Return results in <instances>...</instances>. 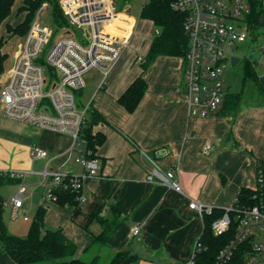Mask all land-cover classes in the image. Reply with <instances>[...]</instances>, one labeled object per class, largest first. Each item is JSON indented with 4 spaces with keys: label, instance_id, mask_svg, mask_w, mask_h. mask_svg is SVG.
<instances>
[{
    "label": "crops",
    "instance_id": "crops-1",
    "mask_svg": "<svg viewBox=\"0 0 264 264\" xmlns=\"http://www.w3.org/2000/svg\"><path fill=\"white\" fill-rule=\"evenodd\" d=\"M130 9L128 2L123 4L119 9L122 16L116 26H109L119 36L132 30L128 48L107 75L103 76L98 70L103 83L90 98L80 101L90 104L104 118L92 127V132L103 135L104 140L95 152L99 175L83 178L85 199L74 205L53 201L47 195V182L41 179L40 172L47 161L54 167L65 160L54 156L69 146V136L5 115L0 117V178L3 180L0 195L3 207L5 203L10 204L12 216L10 198L13 195L5 198L3 194L6 182L12 181L18 186V181L1 173L25 171L26 190L16 216H21L23 223L13 227V231L9 226L11 233L25 236L24 231L28 232L31 223L28 222L27 207L32 208L33 218L40 206L45 209L44 228H60L76 246L73 256L86 259L92 256L89 248L101 230L96 214L108 219L117 217L118 222L106 240L108 247L119 250L129 246L137 256L130 264H175L188 255L203 229L202 216L189 208V202L195 200L206 206L225 208L233 203L242 187H251L255 162L264 159L259 154L264 132L253 141L248 138L245 148H234L233 145L241 143L244 137L240 112L237 115L191 116L182 97L183 57L159 55L143 69L138 58L143 59L147 54L153 35L147 37L143 33L140 41H133L139 21ZM140 19L154 25L149 19ZM139 75L146 80V91L135 110L128 112L117 98ZM263 108L264 104L258 111ZM230 117L235 118L230 122ZM207 142L212 149L209 154H204L202 147ZM33 146L45 149L47 156L32 158L30 150ZM141 150L155 154L164 168L174 169L181 191L146 180L149 164ZM65 166L75 173H83V167L74 157L66 160ZM135 225L140 229L133 235ZM101 250L98 248L94 254L99 255ZM0 264L16 263L2 251Z\"/></svg>",
    "mask_w": 264,
    "mask_h": 264
},
{
    "label": "built area",
    "instance_id": "built-area-1",
    "mask_svg": "<svg viewBox=\"0 0 264 264\" xmlns=\"http://www.w3.org/2000/svg\"><path fill=\"white\" fill-rule=\"evenodd\" d=\"M58 3L66 21L57 25L60 33L51 41L52 20L48 15L49 23L45 22L47 4L43 3L35 12L24 43L17 48L7 81L0 87V100L6 117L69 136V146L54 156L65 160L54 167L47 161L40 175L48 184L50 199L56 200L55 188H64L74 192L80 202L85 199L83 178L97 177L99 163L87 147L84 132L90 104L78 101L76 94L83 89V75L89 69L94 67L103 76L108 74L128 48L132 30L119 36L109 29L112 24L116 26L122 16L113 0H58ZM172 7L184 13L183 29L188 37L181 87L189 114L205 117L217 113L226 93L222 70L233 56H238L233 54L232 46L245 42L249 36V2L174 0ZM155 33H158L157 29ZM258 51L264 66V45H260ZM258 75L264 76V73ZM211 149L207 142L202 153L209 154ZM141 155L149 164L147 181L163 183L181 191L173 168H164L155 154L148 151L141 150ZM30 156L46 157L47 152L33 146ZM71 157L83 167V173H75L65 166V161ZM1 174L18 181L17 192L10 198L12 216L16 217L26 190L23 181L26 172L10 170ZM248 188L249 199L235 196L233 203L225 207L223 214L211 224L214 235L232 230L229 241L218 252V260L222 263L231 261L239 252L242 264H264V159L255 162L254 184ZM188 206L200 216L212 209L195 200H191ZM139 229L138 225L133 226L132 234H138ZM201 249L202 244L196 239L188 255L175 264H195V256Z\"/></svg>",
    "mask_w": 264,
    "mask_h": 264
},
{
    "label": "trees",
    "instance_id": "trees-1",
    "mask_svg": "<svg viewBox=\"0 0 264 264\" xmlns=\"http://www.w3.org/2000/svg\"><path fill=\"white\" fill-rule=\"evenodd\" d=\"M15 0H0V26L11 12ZM174 0H147L140 8L139 17L149 19L158 30L154 33L147 54L141 59L143 69L147 68L159 55L184 56L187 51L188 37L183 29L184 13L172 7ZM250 12L247 21L251 29L261 25V15L264 14V0H248ZM47 3L49 15L56 25L65 23L58 0H22L17 9V15L24 14L23 19L15 25L6 24V31L9 35L26 34L35 12L43 4ZM6 38L0 35V73L3 70L7 53L3 50ZM244 82L251 80L264 98V76L258 75L252 63L247 64L244 75ZM147 83L143 76H137L128 87L118 96L117 102L126 111L132 112L137 107L140 99L146 91ZM242 96L238 92L226 91L223 103L217 114L235 115L241 104ZM104 118L90 106L84 132L87 147L91 154L95 155L97 146L100 145L104 136L93 133L92 127ZM261 160V159H258ZM9 178V177H8ZM0 178V184L2 183ZM56 202L66 205H74L79 201L76 194L64 188H55ZM236 196L242 199H249L250 190L242 187ZM3 199L0 195V252L5 251L16 264H100V257L93 254L90 258H77L73 254L76 246L62 232L60 228H44L45 209L38 207L33 215L28 232L25 236L11 233L2 221ZM224 208L212 207L209 213H203V229L197 238L202 244V249L195 256V264H242V254L237 252L231 261L220 262L218 260L219 250L229 241L232 230L223 235H214L211 229L212 222L220 217ZM101 224V230L94 236L92 247L99 244L107 249L109 258L105 264H130L137 256L132 253L129 246L119 250H112L107 246L106 240L115 228L118 218L108 219L96 216ZM90 247L89 249H91ZM97 247V248H98Z\"/></svg>",
    "mask_w": 264,
    "mask_h": 264
},
{
    "label": "rangeland",
    "instance_id": "rangeland-1",
    "mask_svg": "<svg viewBox=\"0 0 264 264\" xmlns=\"http://www.w3.org/2000/svg\"><path fill=\"white\" fill-rule=\"evenodd\" d=\"M115 2L116 10H119L123 4L129 3L131 5L130 11L133 13L138 18V24L135 29H134V34H133V41H140L142 39V34L146 33L147 37L149 34L154 35L155 33V26L152 25L150 22L143 21L138 17V11L141 7V5L146 2L147 0H113ZM22 0H15L13 3V6L11 8L10 14L7 16V18L2 22L0 26V35H3L7 40L3 45V50L7 53L6 60L4 62V67L2 72L0 73V87L5 83L7 80V72L10 69L11 65L14 62L15 55L17 52L18 46L22 45L25 41L26 35L22 34H13L9 35L6 31L5 25L11 24L15 25L18 22H20L24 14L20 13L17 15V9L19 5L21 4ZM47 4V3H46ZM264 5V2H263ZM49 7L47 4V7L44 10V14L49 15ZM262 18V24L257 26L256 28L249 29V36L246 39L245 42L242 43H237L232 46L233 48V54L241 56L239 58V61L235 64L232 65L231 62H229L222 70L221 73V79L223 82L224 89L229 92H238L242 96V101L241 104L238 108V111L235 115L240 112L243 117L240 119L242 121V126L243 131H244V137L241 139V143H237L236 145L234 144V148H240L244 147L245 148V141L250 138L252 141L256 139V137L264 132V108L260 109L258 111V108L260 106H263L264 104V98L261 96L259 93L257 87L254 85V83L250 80H247L244 82V75L247 70V64L252 63L255 70L258 73H264V66L262 64V57L260 52L258 51V47L260 45H264V14L261 15ZM52 20L51 27L54 30L53 36L51 37V41L55 39V37L60 33V31L57 29V25L55 22ZM131 22V21H130ZM83 80L85 82V87L76 94V99L78 101H84L86 98H90L93 93H95V90L97 86L99 87L103 83V78L101 73L98 71L97 68H91L89 69L86 73L83 75ZM183 97V95H182ZM222 106V102L220 103ZM3 116V105L0 101V117ZM235 117H230V122L231 119ZM249 139V140H250ZM232 147V148H233ZM261 151L259 152L260 157H264V143L262 144ZM259 151V150H258ZM247 154L252 158V154L247 151ZM237 164H238V160ZM239 165V164H238ZM10 169V168H9ZM28 177V176H27ZM250 177V174H249ZM27 184H28V178H26ZM252 184V182H251ZM17 184L15 182L9 181L5 183V190L4 194L5 198H9L10 196L16 194L17 192ZM25 207H27V199L25 198L24 200ZM31 209L27 207V215L29 217L28 222L32 221L31 217ZM21 216L18 217H13L11 216V208L10 204L5 203V206L3 207L2 210V218L3 221L6 225V228L8 231H13V227H16L17 225L23 223L22 219H20ZM8 224V225H7ZM22 231V229H21ZM23 233V232H22ZM27 232L24 231L25 235ZM99 244L94 245L89 252H92V255L97 252L98 248H102V252H99V257H100V264H105L109 258L107 254V249L102 247H98ZM98 247V248H97ZM91 257V256H90ZM88 258V256H87ZM107 259V260H106Z\"/></svg>",
    "mask_w": 264,
    "mask_h": 264
},
{
    "label": "water",
    "instance_id": "water-1",
    "mask_svg": "<svg viewBox=\"0 0 264 264\" xmlns=\"http://www.w3.org/2000/svg\"><path fill=\"white\" fill-rule=\"evenodd\" d=\"M44 20H45L46 23H49V16L46 15ZM238 61H239L238 56H233V57L231 58V64H232V65H235Z\"/></svg>",
    "mask_w": 264,
    "mask_h": 264
}]
</instances>
